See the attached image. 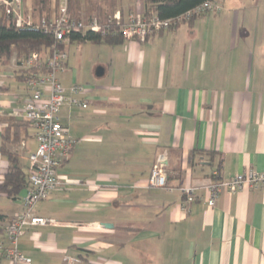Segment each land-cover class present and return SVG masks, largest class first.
Instances as JSON below:
<instances>
[{
    "label": "crops",
    "instance_id": "0c3cea01",
    "mask_svg": "<svg viewBox=\"0 0 264 264\" xmlns=\"http://www.w3.org/2000/svg\"><path fill=\"white\" fill-rule=\"evenodd\" d=\"M120 2L125 17L143 10ZM219 3L145 41L94 42L100 54L82 74L68 53L61 81L86 85L89 105L60 110L77 142L58 167L61 188L33 210L57 223L20 234L32 264H264V185L224 191L213 206L206 188L220 159L225 177L264 171V0ZM28 96L15 62H0V184L6 119L24 120ZM37 146L32 126L11 127L6 147L29 175ZM161 154L168 188L149 183ZM183 186L198 187L193 201ZM25 192H0V212L14 217ZM0 264L24 263L0 254Z\"/></svg>",
    "mask_w": 264,
    "mask_h": 264
},
{
    "label": "built area",
    "instance_id": "2783aa9c",
    "mask_svg": "<svg viewBox=\"0 0 264 264\" xmlns=\"http://www.w3.org/2000/svg\"><path fill=\"white\" fill-rule=\"evenodd\" d=\"M0 8L5 9L20 28L44 31L53 37V43L45 52H33L15 63V68L26 72L25 85L29 93L23 114L16 113V117L27 120L35 129L38 146L29 158L30 177L22 197L23 208L6 224L5 236L0 238V254L14 263L32 264V259L19 250L20 234L29 225L57 223L56 220L35 215L33 210L36 203L61 188L58 167L69 157L77 142L62 123L60 110L65 104L84 108L89 105L85 98L86 85L76 83L65 88L60 78L66 69L67 46L71 36L87 31L107 34L111 32L112 24L116 23L125 38L145 41L153 33L169 29L194 16L219 12L222 7L219 1L206 0L173 18H161L154 13L147 16L142 10L129 13L123 21L120 11L109 16L106 21H101L97 16L79 18L70 12L69 0H58L55 11L38 18L27 11L25 0H0ZM149 183L153 187H169L165 155L161 154L155 161ZM246 184L256 187L264 185V171L250 169L225 177L214 170L206 185L210 192L209 205H215L222 192L235 193ZM180 189L188 201H193L198 187L183 186Z\"/></svg>",
    "mask_w": 264,
    "mask_h": 264
},
{
    "label": "trees",
    "instance_id": "16d2710c",
    "mask_svg": "<svg viewBox=\"0 0 264 264\" xmlns=\"http://www.w3.org/2000/svg\"><path fill=\"white\" fill-rule=\"evenodd\" d=\"M204 1L206 0H143V11L147 16L154 13L161 18H173L193 9ZM57 4L58 0H32L31 3L26 2V9L38 18L44 15L48 16L51 12L55 11ZM119 4H121L119 0H110L109 2H106V0H69V9L73 15L79 18L83 17L82 14H84L87 17L97 16L101 21H106L109 16H113L117 11H120L123 21L126 19L123 11L121 9L116 10V6ZM109 31L111 32L107 34L91 31H87L85 34L81 32L74 33L71 36V41H91L113 45L127 39L119 32L116 23L112 24ZM52 43L53 37L49 33L20 28L16 20L5 9L0 8V62L3 65L11 64L12 62L17 63L22 57L28 56L33 52H45ZM15 72L25 82L26 72L19 68H15ZM6 121L8 125L3 132L4 144L1 150L10 161V165L4 181L0 184V192L6 193L9 196H16L27 187L30 175L24 170L20 156L8 149L6 142L9 140L11 127H19L22 125L31 126V124L27 120L18 121L13 118H8ZM202 153L207 154L210 157L209 161L214 163L215 153L213 151H194V154ZM221 163L222 159L219 160L215 169L219 173H221ZM166 168L168 172V167L166 166ZM12 218H8L0 212V222L10 221Z\"/></svg>",
    "mask_w": 264,
    "mask_h": 264
},
{
    "label": "rangeland",
    "instance_id": "374dc122",
    "mask_svg": "<svg viewBox=\"0 0 264 264\" xmlns=\"http://www.w3.org/2000/svg\"><path fill=\"white\" fill-rule=\"evenodd\" d=\"M31 1L32 0H29V3H31ZM137 2L138 0H122V5L125 8H129L130 6H134L133 8H135V4L137 5ZM118 9L121 8H119V6H116V10ZM142 9L144 10V4ZM100 51H101V47L91 41H86L83 43H79L75 41L70 45L69 50H67L68 53L70 52L73 53L72 55L73 58L71 63L74 64L77 67V69L80 70V74L84 72L86 66L93 65V62H91L94 61L93 56L95 54H100Z\"/></svg>",
    "mask_w": 264,
    "mask_h": 264
},
{
    "label": "water",
    "instance_id": "95a60500",
    "mask_svg": "<svg viewBox=\"0 0 264 264\" xmlns=\"http://www.w3.org/2000/svg\"><path fill=\"white\" fill-rule=\"evenodd\" d=\"M98 74H102V71H99Z\"/></svg>",
    "mask_w": 264,
    "mask_h": 264
}]
</instances>
